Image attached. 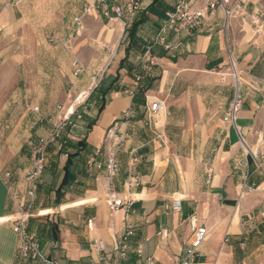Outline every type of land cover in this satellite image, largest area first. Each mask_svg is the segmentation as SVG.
<instances>
[{
  "label": "crops",
  "instance_id": "1",
  "mask_svg": "<svg viewBox=\"0 0 264 264\" xmlns=\"http://www.w3.org/2000/svg\"><path fill=\"white\" fill-rule=\"evenodd\" d=\"M188 1L197 8L207 0ZM94 2L25 0L12 7L0 0V36L30 37L25 24L33 14L67 26L55 34L56 45L43 48L51 81L34 99L15 95L23 107L13 110L11 129L0 131V264H17L19 239L11 227L25 200L31 146L48 135L50 117L67 110L74 115L47 150L27 226L43 258L23 264H180L194 221L205 226L206 238L189 264H264V32L252 24V17H264V0H232L229 18L215 10L176 53L155 42L175 0H141L135 16L124 12L126 27L95 11L84 14ZM164 40L173 35L165 32ZM73 59L82 73L75 74ZM231 60L243 99L235 126L223 121L235 88ZM155 101L162 107L148 119ZM112 126L108 149L119 171L109 180L106 150L95 165L87 162ZM131 176L136 182L128 185ZM112 196L120 201L113 211Z\"/></svg>",
  "mask_w": 264,
  "mask_h": 264
},
{
  "label": "built area",
  "instance_id": "2",
  "mask_svg": "<svg viewBox=\"0 0 264 264\" xmlns=\"http://www.w3.org/2000/svg\"><path fill=\"white\" fill-rule=\"evenodd\" d=\"M25 0H5L6 5L12 7H18ZM232 0H207L204 4L197 8H193L188 0H175L173 9L167 14V18L163 23L161 29L159 30L155 42L160 44L162 48L171 53L178 52L183 44L184 39L189 37L192 32L199 28L206 16L212 15L215 10H222L225 18H229L234 14V7L232 5ZM141 9V0H124L123 5L119 4H109L108 0H95L93 5L87 6L84 10V14H89L91 11H95L101 14L103 18L108 21L120 20L123 21V26L126 27L127 21L124 20V12L129 18L135 16ZM75 22L79 23L76 19ZM252 24L257 33L264 32V17L259 18L257 16L252 17ZM169 31L174 38L172 42H166L164 40L165 32ZM72 66L74 68L75 74L82 73L84 67L77 60L73 59ZM235 63L231 60L230 72L235 82L234 95L230 102V105L225 112L223 121L227 124L235 126V120L238 113L240 112L242 105V96L240 94V89L238 85L237 74L235 71ZM139 80V78L137 79ZM97 84H95V87ZM129 95L132 96L133 92L130 91ZM162 104L158 101L151 102L148 107L147 118L152 119L153 116L160 110ZM60 110V107H58ZM74 115V110H67L63 116L59 118L49 119L50 130L46 137L40 138L37 143L31 146L30 150V169L24 175L25 189V200L20 208L16 211V217L12 224L11 230L14 234L18 236L19 244L17 249V264H23L28 259L43 258L40 252L38 242L28 234L27 226L29 218L31 216V210L33 208L35 196L38 187L41 182V178L45 171L46 160H47V150L49 146L54 145L61 137L64 128L69 124L70 117ZM125 117L129 116V112L126 111L123 114ZM115 126L109 128L106 132L103 148H97L95 154L88 159L87 165L89 167L95 165V156L99 155L102 149L106 150V161L105 170L107 178L111 180L119 171V164L116 159L115 151L110 148L108 149L112 138L114 136ZM241 143L244 145L243 139L240 137ZM119 143H115L112 147L119 146ZM244 153L247 154L248 150L245 149ZM254 159H257L256 152H250ZM260 159H264V154L259 155ZM137 161L136 158L130 160V166ZM100 166L98 165L97 168ZM10 173L6 172L2 176V181L5 185L9 184ZM247 175L244 174V178ZM136 182V178L131 176L128 185ZM252 188H248V192ZM110 200L111 211L115 210L119 205L120 201L116 197L112 196ZM180 198H174L172 203V210L178 212L180 210ZM193 230L188 238L185 249L184 257L180 264H189L192 259L199 254L198 250L206 238V228L199 221H194ZM131 234L130 229L125 233L121 242L118 245V254L120 258H125L127 244L126 237ZM97 250H102L104 244L102 241H98L95 244ZM149 261V260H148ZM47 264H55L53 260H46Z\"/></svg>",
  "mask_w": 264,
  "mask_h": 264
},
{
  "label": "rangeland",
  "instance_id": "3",
  "mask_svg": "<svg viewBox=\"0 0 264 264\" xmlns=\"http://www.w3.org/2000/svg\"><path fill=\"white\" fill-rule=\"evenodd\" d=\"M65 24L59 19L49 21L33 14L25 24V29L29 28L33 35L23 39L16 35L0 36V131L11 129L18 119L13 110L23 107L14 101L15 95L22 93L34 99L43 82L51 81L50 54L43 48L57 44L54 36L61 28H67Z\"/></svg>",
  "mask_w": 264,
  "mask_h": 264
},
{
  "label": "bare ground",
  "instance_id": "4",
  "mask_svg": "<svg viewBox=\"0 0 264 264\" xmlns=\"http://www.w3.org/2000/svg\"><path fill=\"white\" fill-rule=\"evenodd\" d=\"M175 198H180L179 196H176Z\"/></svg>",
  "mask_w": 264,
  "mask_h": 264
}]
</instances>
